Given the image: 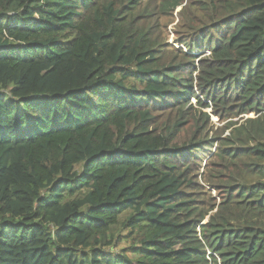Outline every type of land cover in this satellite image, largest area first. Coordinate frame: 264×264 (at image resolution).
I'll return each mask as SVG.
<instances>
[{"label":"trees","instance_id":"obj_1","mask_svg":"<svg viewBox=\"0 0 264 264\" xmlns=\"http://www.w3.org/2000/svg\"><path fill=\"white\" fill-rule=\"evenodd\" d=\"M125 8L0 0V264H264V0H204L174 65ZM195 90L228 120L216 148L157 128ZM202 162L233 173L205 211Z\"/></svg>","mask_w":264,"mask_h":264},{"label":"rangeland","instance_id":"obj_2","mask_svg":"<svg viewBox=\"0 0 264 264\" xmlns=\"http://www.w3.org/2000/svg\"><path fill=\"white\" fill-rule=\"evenodd\" d=\"M112 1L115 2L116 7L118 5V9L126 7L121 15L124 17L131 15L134 19L135 28L146 27L147 29H150L151 37L153 39L158 38V42L161 45L160 53L166 58V64L169 65L176 64L181 57V53H190L188 47L192 41H198L199 39V36L190 38L192 35L199 33L202 28L208 30L213 25L210 12L200 13L195 9L200 7L204 0H183L181 6L174 9L168 7L166 10H162V6L166 5L164 3H168L169 0H134V3L131 6L127 4V0ZM185 5V9L182 11ZM188 21L191 22L188 24ZM185 40H187V45L184 44ZM200 44H202L201 41ZM207 45L208 42L198 51L193 50V52H191L197 56V59L195 60L196 62L197 60L209 57ZM190 62H192V60H190ZM195 75L196 73L193 74L194 78ZM195 96L202 97L205 101L203 96H201V93L198 90H195L194 98L189 100L192 109L186 111V114L183 117H181V113H177V109L175 108L160 111L156 115L159 123L157 128L161 129L166 124L169 125L181 120L186 123L187 126L179 129L178 144L185 141L187 142L194 136L199 137L200 139L208 137L209 139H213L215 142L213 147L216 148L218 141L229 135L230 130L225 129L228 120H219V118L213 113L211 106H208V108L197 107L198 103H196ZM203 114H206L208 119L204 117L202 118ZM246 117H253V114L249 113L244 116V118ZM203 129L204 131L202 133ZM204 151L206 154L209 153L208 148ZM210 153H214V150L212 149ZM80 170L81 168L79 167L77 171ZM225 173L227 178L233 176V173L231 172H219L217 169L212 170V166L210 165L209 168L208 166L205 167V162H202L200 166H196L194 182L197 187H199L198 191H201L202 198H204L205 201V204L198 205L200 209H203L204 211L208 210L209 206L219 201L223 189L215 190L213 187L224 181L225 178L223 175ZM120 222L121 220L119 223ZM205 222L206 220L203 221V223ZM123 230L124 228L119 225L113 232L119 233ZM123 236L124 235L122 234L121 237ZM123 246L124 244L122 242L120 243V247L115 250H119Z\"/></svg>","mask_w":264,"mask_h":264},{"label":"built area","instance_id":"obj_3","mask_svg":"<svg viewBox=\"0 0 264 264\" xmlns=\"http://www.w3.org/2000/svg\"><path fill=\"white\" fill-rule=\"evenodd\" d=\"M208 255H210V252H208Z\"/></svg>","mask_w":264,"mask_h":264}]
</instances>
